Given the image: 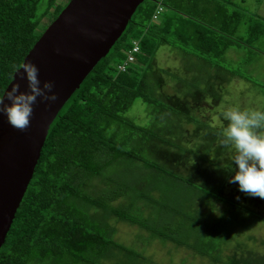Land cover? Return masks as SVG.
Returning a JSON list of instances; mask_svg holds the SVG:
<instances>
[{
  "label": "trees",
  "instance_id": "obj_1",
  "mask_svg": "<svg viewBox=\"0 0 264 264\" xmlns=\"http://www.w3.org/2000/svg\"><path fill=\"white\" fill-rule=\"evenodd\" d=\"M66 1L0 0V96L14 66L21 63L47 25L46 22L36 31L41 17L47 13L51 21ZM158 3L162 10L151 19ZM210 3L212 15L208 13ZM233 5L227 12V22L233 21L232 29L217 21L223 11L217 0H152L149 7L141 9L140 3L136 6L112 44L117 53L115 60L106 58L109 50L100 57L50 122L32 175L0 245V264H149L144 246L112 238V219L135 223L142 232L146 231L148 241L167 240L211 264H264V252L258 249L264 247V240L248 234L233 236L246 231L244 220L238 221L241 227H230L238 217L249 218L247 228L255 220L264 221V215L224 191L235 170L231 163L219 164L216 156L209 154L221 145L216 133H221L222 128L212 127L208 115L201 114V103L217 105L224 81L234 76L224 62L213 58L229 46L257 38L261 31L252 25L254 18L248 11ZM139 10L144 20L133 18ZM135 24L140 29L124 39ZM239 27L246 30L247 37L236 34ZM120 40L123 43L118 45ZM133 43L139 48L135 62L117 70L115 65ZM165 43L184 52L191 50L197 56L212 55L202 58L207 71L198 77L193 74L195 70L182 69L183 64L177 72L159 67L161 72L173 75L170 78L175 83L168 86L174 89H162L160 84L155 87L150 58ZM158 79L159 83L160 75ZM166 83L165 80L163 86ZM138 97L150 104L161 100L155 109L149 108L150 113L154 112V125H140L124 115ZM192 107L195 112L190 110ZM167 111L178 113L184 123L199 121L195 136L207 142L195 139L192 146H187L181 138L185 130L179 138L169 134L172 140H164L167 136L159 119ZM205 126L216 133L202 135ZM152 135L168 149L150 158V153H141V147ZM129 144V148L137 147L135 153H130ZM189 153L195 158H189ZM125 159L152 168L150 175L137 174L133 182L131 176L126 178L120 172L118 176L105 174L109 165L122 164ZM201 162L207 165L201 166ZM175 184H182L185 194L178 196V189L172 192L170 185ZM119 197H125L126 203L113 205L112 201ZM217 203L223 205L218 210L222 213L214 217L212 211ZM157 206H161L160 213L150 216Z\"/></svg>",
  "mask_w": 264,
  "mask_h": 264
},
{
  "label": "rangeland",
  "instance_id": "obj_2",
  "mask_svg": "<svg viewBox=\"0 0 264 264\" xmlns=\"http://www.w3.org/2000/svg\"><path fill=\"white\" fill-rule=\"evenodd\" d=\"M65 0H56V2L63 3ZM237 5V7H240L241 9L248 11L250 13V16H252L254 19L251 20L252 25H257L258 30L261 29V31H258V37L252 38V39H246L247 42L245 44H238V45H232L227 47L222 54L216 55L217 57H214L217 62L220 60L221 62H224L223 64L227 65L230 70L233 71L234 76L230 78L228 81H224L223 83V90L221 98L217 105H209L207 103H201L202 111L201 114H205L203 116L208 115L206 118H208V123L212 127L214 126H226V121H223L221 115H220V108L221 106L224 107H231V106H239L242 109L243 108H255L264 110V0H234ZM152 0H142L140 2L141 9L151 6ZM42 4H39V8H41ZM180 11V10H179ZM140 10L133 14V18L135 20H144V14L139 13ZM48 14L46 13L44 16L41 17L40 21L38 22L36 26V31H39L42 29V27L46 24H48ZM140 29V26L135 24L131 31H128L125 33L124 39L131 35L133 31H137ZM246 30H238L237 35L241 37H247V33H245ZM123 40L118 41V45L122 44ZM175 46V45H174ZM172 45L166 46L165 44H161L157 47L155 52L152 54V57L150 58V64L151 69L154 71L152 74L154 79V85L157 87L158 84L160 86L162 85V89H174L171 86H168L170 83L171 85L174 82L171 78L172 76H169L167 72L162 71L161 69H158L159 67L163 68H170L171 71H180L178 69L181 64H183L182 69L186 70H195L193 73L195 76L199 77V74L204 75V73L207 71L208 65L206 64V61H203L202 58L212 56V55H206L205 53L203 56H197V54L192 53L191 50L187 53V61L181 60L180 51L177 48ZM176 49V50H171ZM117 53L113 51V47L109 48L108 53L106 54V58H110L111 60H115ZM222 65V64H221ZM160 71V72H159ZM220 75H224V73H219ZM152 75H150L152 77ZM159 75L161 76V81L158 83ZM171 77V78H170ZM168 79V81H167ZM166 80V84L163 86V82ZM162 82V83H161ZM218 87V85H217ZM216 87V88H217ZM175 89L177 92H179V88L175 85ZM175 91V90H174ZM161 101V100H159ZM159 101L155 100V103H147L141 100V98L135 99L129 107L124 111V115L131 120H133L135 123L140 125H148L153 124V115L154 112H149V108L152 107L155 109L156 103ZM163 102V101H162ZM175 108V107H174ZM177 110H180V108L177 106ZM194 108H190V110H193ZM193 112H195L193 110ZM217 112V113H216ZM166 113L165 117H160V124L157 122L155 125L162 126V131L166 132L167 137H163L164 140H172V136L170 137L169 134H175L176 138H179L182 134L180 132L184 131L183 137L181 138L185 141H187L186 145L192 146V143H194V140L198 141H206V139L201 138L200 136H195L194 131L197 129L196 127L199 124V121L197 124H193V122L184 123L183 120H181V117L178 113ZM176 114V115H175ZM204 119V117H202ZM186 122V121H185ZM187 131V132H186ZM204 133L202 135H205L208 137L210 135V132L213 131L214 134L216 133L214 129L210 127H206L203 130ZM161 135V134H160ZM218 136V141L220 144L221 140V133H216ZM206 137V138H207ZM199 138V139H198ZM131 145L129 144L128 148ZM192 148V147H191ZM154 149V150H153ZM167 150L168 147L164 146L163 144H159L157 141V137L151 136L148 138L147 144L143 143L141 147V153L146 154L150 153V158L154 157L155 154H157V151L161 150ZM130 153H135L137 151V147L129 148ZM209 151V150H208ZM210 155L216 156L215 160L219 164H226L231 163L232 168L235 170L236 165L234 161H232V156L234 155V151L231 148L223 147L222 145L215 147V152L209 151ZM189 158H195L194 154H188ZM151 160V159H150ZM201 166L207 165L205 162H201ZM217 167L213 166V168ZM152 171L151 169L144 168L143 165L139 164L137 160L130 161L128 159H125L122 164L113 163L109 165L105 169V174L109 175L110 173H114L116 176L120 173H123V175L126 178L132 177V181L135 182L137 178V174L139 176H145L146 174ZM233 175V174H232ZM231 175V176H232ZM94 184L96 183L95 180H93ZM104 185V182H102ZM109 184V183H107ZM177 184L170 185V189L172 192H175L176 189H178L177 195L180 196L181 193L185 194V187L181 184L176 186ZM224 191L230 192L233 194V197L236 201L246 204L250 207H252L255 211H259L264 215V199H260L257 197H251L243 192L239 191L238 185L234 183L227 182L224 186ZM236 197H239V199H236ZM125 197H119L116 200L112 201L113 205L126 203ZM255 202L258 203L257 206H255ZM223 205L221 203H217L216 207H214L212 213L214 217H217V211L222 207ZM146 207V206H145ZM147 209L149 207H146ZM146 208L143 207V211L146 212ZM161 209V206H157L156 212L150 214L156 215L159 214V210ZM152 210V208H149ZM219 216L221 215V210L219 212ZM231 217V216H230ZM228 218V216H226ZM251 219V218H250ZM233 220V219H232ZM236 221L233 222L234 224H231V228L235 229L238 228V225L241 227L240 223L238 221L244 220V225L246 231L242 232L239 236L233 235L235 237H243L245 234L250 235L253 237V239L264 240V221L262 220H255L250 225H246L249 223V218H242L238 217L235 219ZM113 227L114 232L112 234L113 239H118L119 241H122L126 244H134L138 247L144 246V253L149 256V264H211L206 258L200 257L198 255H193L191 252L184 247L175 246L173 243L165 240L161 241L158 238H151V241H148V238L145 236L146 231L142 232V228L138 227L135 223H127L120 220H110ZM228 224V223H227ZM237 224V225H235ZM142 234V235H141ZM148 234V232H147ZM246 237V236H245ZM117 240V241H118ZM259 251L264 252V247L258 248Z\"/></svg>",
  "mask_w": 264,
  "mask_h": 264
},
{
  "label": "water",
  "instance_id": "obj_3",
  "mask_svg": "<svg viewBox=\"0 0 264 264\" xmlns=\"http://www.w3.org/2000/svg\"><path fill=\"white\" fill-rule=\"evenodd\" d=\"M142 0H67L42 29L21 61L39 69L41 87L53 82L58 99L33 105L25 131L13 128L0 113V245L32 175L48 126L59 108L97 60L104 56ZM20 63V64H21ZM22 69L19 72L22 73ZM18 83L27 91V80L15 70L1 96ZM5 103H10L5 98Z\"/></svg>",
  "mask_w": 264,
  "mask_h": 264
},
{
  "label": "clouds",
  "instance_id": "obj_4",
  "mask_svg": "<svg viewBox=\"0 0 264 264\" xmlns=\"http://www.w3.org/2000/svg\"><path fill=\"white\" fill-rule=\"evenodd\" d=\"M14 69L27 80L28 90L21 91L19 84L13 83L10 90L0 96V113L6 115L13 128L25 131L30 125L37 98L55 102L58 96L52 91L53 82L46 80L41 87L39 69L31 61L25 60ZM21 69L22 73L19 72ZM5 98L10 103H5ZM208 103H211L210 98ZM219 111L223 121L227 122L226 126L221 125L220 143L234 151L232 161L236 165L228 182L237 184L239 191L248 196L264 199V110L221 106ZM217 214L220 213L217 211Z\"/></svg>",
  "mask_w": 264,
  "mask_h": 264
},
{
  "label": "crops",
  "instance_id": "obj_5",
  "mask_svg": "<svg viewBox=\"0 0 264 264\" xmlns=\"http://www.w3.org/2000/svg\"><path fill=\"white\" fill-rule=\"evenodd\" d=\"M242 1V0H240ZM217 2L221 3V5L223 6V11L221 13L218 14V22H222L223 24L225 23V26L230 27L231 29L233 28V21L229 20V22H227V12H230V10L233 8V4H235L234 0H217ZM209 6L211 7L210 10L208 11L209 15H212L214 13L213 10V5L212 3L209 4ZM178 13H180L181 15H186V13L179 11ZM241 27H239L237 30H240ZM233 37V36H232ZM166 46L170 45V44H166ZM172 50V49H171ZM179 53L181 55V60L183 61H187V53L188 52H184L182 50L179 49Z\"/></svg>",
  "mask_w": 264,
  "mask_h": 264
},
{
  "label": "built area",
  "instance_id": "obj_6",
  "mask_svg": "<svg viewBox=\"0 0 264 264\" xmlns=\"http://www.w3.org/2000/svg\"><path fill=\"white\" fill-rule=\"evenodd\" d=\"M162 10L161 4H157L156 9L151 14V19L157 18L158 12ZM139 53V48L136 43H133L132 46L124 51V57L121 62H118L115 66L117 70H123L126 65L133 64L135 62V55Z\"/></svg>",
  "mask_w": 264,
  "mask_h": 264
}]
</instances>
